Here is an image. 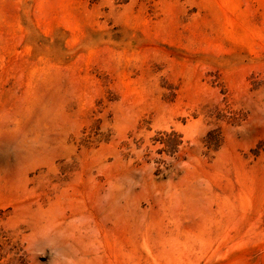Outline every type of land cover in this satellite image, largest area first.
<instances>
[{"label": "rangeland", "instance_id": "1", "mask_svg": "<svg viewBox=\"0 0 264 264\" xmlns=\"http://www.w3.org/2000/svg\"><path fill=\"white\" fill-rule=\"evenodd\" d=\"M0 264H264V0H0Z\"/></svg>", "mask_w": 264, "mask_h": 264}]
</instances>
